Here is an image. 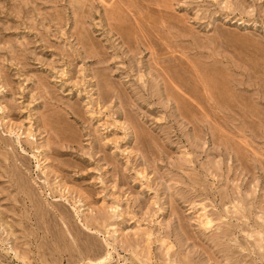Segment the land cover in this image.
<instances>
[{
    "label": "rangeland",
    "instance_id": "374dc122",
    "mask_svg": "<svg viewBox=\"0 0 264 264\" xmlns=\"http://www.w3.org/2000/svg\"><path fill=\"white\" fill-rule=\"evenodd\" d=\"M0 264H264V0H0Z\"/></svg>",
    "mask_w": 264,
    "mask_h": 264
},
{
    "label": "bare ground",
    "instance_id": "6f19581e",
    "mask_svg": "<svg viewBox=\"0 0 264 264\" xmlns=\"http://www.w3.org/2000/svg\"><path fill=\"white\" fill-rule=\"evenodd\" d=\"M110 255H107L104 259L106 260Z\"/></svg>",
    "mask_w": 264,
    "mask_h": 264
}]
</instances>
